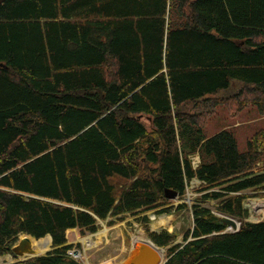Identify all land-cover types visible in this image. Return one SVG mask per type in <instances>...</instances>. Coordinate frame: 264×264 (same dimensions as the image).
Segmentation results:
<instances>
[{
  "label": "trees",
  "instance_id": "trees-1",
  "mask_svg": "<svg viewBox=\"0 0 264 264\" xmlns=\"http://www.w3.org/2000/svg\"><path fill=\"white\" fill-rule=\"evenodd\" d=\"M231 90L264 116V0L0 4V256L81 264L68 230L188 210L166 192L184 200L198 181L181 242L146 230L165 264H264V221H247L244 196L264 189V128L240 150L233 130L207 137L187 110ZM23 235L52 250L20 261Z\"/></svg>",
  "mask_w": 264,
  "mask_h": 264
},
{
  "label": "rangeland",
  "instance_id": "rangeland-1",
  "mask_svg": "<svg viewBox=\"0 0 264 264\" xmlns=\"http://www.w3.org/2000/svg\"><path fill=\"white\" fill-rule=\"evenodd\" d=\"M237 92L232 90L222 92L215 97L216 99L213 103L193 104L187 110L202 114L201 122L205 124V135L207 137H211L221 130L231 129L236 134L239 149L244 150L249 138L257 130L264 128V116L258 112L256 107L249 104L246 105V102L237 105L235 103V93ZM142 121L147 126L149 125L145 118H142ZM195 161H197V158H195ZM198 186V183L192 182L186 189L185 199L181 201L176 199L172 204L175 206L179 204L191 206L194 203V199L200 196L197 191ZM244 196L246 197L245 208L250 215L247 221L253 223L264 221V189L248 191L244 193ZM205 206L216 213L214 201L207 203ZM216 214L219 217H223L219 213ZM144 217H149V223L141 221ZM124 218V221L112 226L108 225L107 222H101L100 231L96 234L82 236L77 229L68 230L66 232L68 244L81 245V247L76 246L73 249V252L79 255L77 256L76 254L72 258L78 260L81 264H86L87 262L89 264H105L108 262L111 264H131L139 245L141 247L144 243L151 242L146 232L147 228L150 232L167 230L169 233H175L178 235V242H181L183 234L193 224L190 209H183L172 215L163 214L160 216L156 215L155 211H148L137 215H127ZM162 220H167L169 225L160 226ZM235 221L238 224L240 223L237 220ZM103 231L106 232L105 236L102 234ZM229 231H232V228ZM87 238H92L98 245L88 248L84 243V239ZM44 239L48 238L45 237ZM99 239L101 240L100 242ZM51 249L52 245L47 252L39 253L38 255H46ZM35 250L37 251L36 248ZM159 251L162 255V261H167L165 258L166 250L159 248ZM13 262L14 259L10 255L0 256V264H11Z\"/></svg>",
  "mask_w": 264,
  "mask_h": 264
},
{
  "label": "water",
  "instance_id": "water-1",
  "mask_svg": "<svg viewBox=\"0 0 264 264\" xmlns=\"http://www.w3.org/2000/svg\"><path fill=\"white\" fill-rule=\"evenodd\" d=\"M6 0H0V4L4 3ZM166 197L169 200H174L177 198L176 193L166 192ZM221 222L225 224L229 229L232 228V231H238L240 228V223L238 224L233 218L223 216L221 217ZM30 236H23L20 238L17 245L12 249V252L15 256L19 258L20 261H24L29 258L39 257L36 253L35 248L32 245ZM52 245V240H51ZM136 256L132 258L131 264H165L162 261V255L152 242L144 243L138 250Z\"/></svg>",
  "mask_w": 264,
  "mask_h": 264
},
{
  "label": "bare ground",
  "instance_id": "bare-ground-1",
  "mask_svg": "<svg viewBox=\"0 0 264 264\" xmlns=\"http://www.w3.org/2000/svg\"><path fill=\"white\" fill-rule=\"evenodd\" d=\"M195 158H197V161H195ZM194 159H193V164H194V166H197V164H198V162H199V159L200 158H198V157H195ZM194 182V181H193ZM166 224H168V221L167 220H162L161 222H160V226H166ZM169 225V224H168ZM102 234L105 236L106 235V232L105 231H103L102 232ZM101 235V234H100ZM48 239H40V240H38V241H36V240H34V239H32L31 240V242H32V245H33V247L34 248H36L37 249V251H36V253L37 254H39V253H44V252H47L48 250H49V248H50V246H51V237L50 236H48L47 237ZM101 240L99 239V242H100ZM84 243L87 245V247L88 248H93V246H95L97 243L92 239V238H87V239H84ZM148 243V242H147ZM98 245V244H97ZM15 247V246H14ZM13 247V248H14ZM12 248V249H13ZM138 249H140V245H139V247H138ZM138 249L136 250L137 252H136V254H134L135 256L137 255V253L139 252L138 251ZM14 254V253H13ZM17 257V256H16ZM18 258V257H17ZM19 259V258H18ZM86 264H89L88 262L86 263ZM105 264H111V263H105Z\"/></svg>",
  "mask_w": 264,
  "mask_h": 264
},
{
  "label": "built area",
  "instance_id": "built-area-1",
  "mask_svg": "<svg viewBox=\"0 0 264 264\" xmlns=\"http://www.w3.org/2000/svg\"><path fill=\"white\" fill-rule=\"evenodd\" d=\"M69 255L72 256V257L76 256L75 252H69Z\"/></svg>",
  "mask_w": 264,
  "mask_h": 264
},
{
  "label": "crops",
  "instance_id": "crops-1",
  "mask_svg": "<svg viewBox=\"0 0 264 264\" xmlns=\"http://www.w3.org/2000/svg\"><path fill=\"white\" fill-rule=\"evenodd\" d=\"M196 183H198V181H195ZM148 219H149V217H147ZM193 219V218H192ZM110 220V219H109ZM142 221V220H141ZM150 221V220H149ZM107 222H108V220H107ZM192 226H193V224H192ZM152 232H154V231H152ZM160 232V231H159ZM152 242V241H151ZM153 243V242H152Z\"/></svg>",
  "mask_w": 264,
  "mask_h": 264
}]
</instances>
